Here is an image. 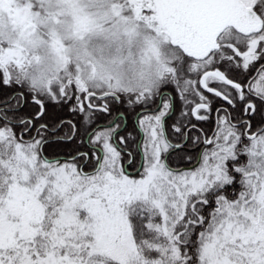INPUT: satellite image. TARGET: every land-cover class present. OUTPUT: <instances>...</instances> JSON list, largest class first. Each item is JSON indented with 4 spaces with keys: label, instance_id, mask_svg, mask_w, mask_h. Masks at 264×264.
Segmentation results:
<instances>
[{
    "label": "snow or ice",
    "instance_id": "6c2138e0",
    "mask_svg": "<svg viewBox=\"0 0 264 264\" xmlns=\"http://www.w3.org/2000/svg\"><path fill=\"white\" fill-rule=\"evenodd\" d=\"M0 264H264V0H0Z\"/></svg>",
    "mask_w": 264,
    "mask_h": 264
},
{
    "label": "trees",
    "instance_id": "16d2710c",
    "mask_svg": "<svg viewBox=\"0 0 264 264\" xmlns=\"http://www.w3.org/2000/svg\"><path fill=\"white\" fill-rule=\"evenodd\" d=\"M116 107L113 108V112H115ZM26 111H30V109H26ZM107 117H101V121L106 120ZM76 146L69 143L67 145H62L60 147H56L55 145L48 149L49 154H59L61 156L71 152L74 150ZM84 150V149H81Z\"/></svg>",
    "mask_w": 264,
    "mask_h": 264
},
{
    "label": "flooded vegetation",
    "instance_id": "af4514ba",
    "mask_svg": "<svg viewBox=\"0 0 264 264\" xmlns=\"http://www.w3.org/2000/svg\"><path fill=\"white\" fill-rule=\"evenodd\" d=\"M214 107H215V105H214ZM117 111V108L115 109V112ZM119 111H125V109H123L122 107L121 108H119ZM127 122H128V125H129V130H130V128H131V123H132V117L131 116H128L127 117ZM169 123H171V121H169ZM205 127L207 128V127H210V125H205ZM125 133L124 132H122L121 133V135H124Z\"/></svg>",
    "mask_w": 264,
    "mask_h": 264
}]
</instances>
